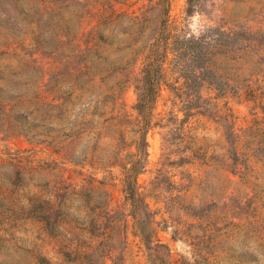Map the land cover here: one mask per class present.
I'll use <instances>...</instances> for the list:
<instances>
[{"label": "rangeland", "instance_id": "1", "mask_svg": "<svg viewBox=\"0 0 264 264\" xmlns=\"http://www.w3.org/2000/svg\"><path fill=\"white\" fill-rule=\"evenodd\" d=\"M186 1L169 0L168 40L264 35V0ZM162 19L156 0H0V52L33 54L0 55V264H150L144 235L171 264H264V45L214 58L228 84L202 87L203 113L162 87L143 132L134 85Z\"/></svg>", "mask_w": 264, "mask_h": 264}, {"label": "trees", "instance_id": "2", "mask_svg": "<svg viewBox=\"0 0 264 264\" xmlns=\"http://www.w3.org/2000/svg\"><path fill=\"white\" fill-rule=\"evenodd\" d=\"M161 6L163 19L161 20L160 30L150 45L149 54L146 56L141 68L140 78L134 85L136 101L133 108L140 117V129L144 132L150 124V116L162 87H167L177 97L180 98L183 106L181 108L184 118H188L194 113H203L202 110L208 109L203 104L201 89L208 85L212 87L216 94H223L226 91L228 82L224 80L221 73L215 69L214 58L218 55L251 48L255 45H264V35L249 32L245 29L226 31L222 26L209 27L198 35L174 37L168 40L165 32L166 17L169 10V0H156ZM186 13L191 15L196 5V0H187ZM170 41V42H168ZM168 46V47H167ZM168 48V49H167ZM167 50L171 53L170 67L175 74L174 83L168 82L166 70L164 68ZM43 53V50L41 51ZM0 55L12 56L20 60L33 59L32 52H9L1 51ZM180 82L179 87L175 84ZM37 98V104L57 109L58 118L65 117L63 101L59 104H49ZM3 103L9 102L8 98H0ZM10 107H13L11 105ZM5 122H14L16 127H23L20 117L13 111H4L3 119ZM21 129V128H20ZM51 140L60 137V133L54 130L49 131ZM137 159L132 161V166L128 169L133 173V177L126 180L124 192L127 199L132 204L140 201L137 192L135 175ZM147 253L150 264H171L169 247L159 241L153 242L148 235L141 238Z\"/></svg>", "mask_w": 264, "mask_h": 264}]
</instances>
